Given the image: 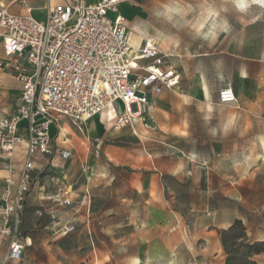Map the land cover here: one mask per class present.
I'll list each match as a JSON object with an SVG mask.
<instances>
[{
  "label": "rangeland",
  "instance_id": "rangeland-1",
  "mask_svg": "<svg viewBox=\"0 0 264 264\" xmlns=\"http://www.w3.org/2000/svg\"><path fill=\"white\" fill-rule=\"evenodd\" d=\"M36 1L5 0L43 20ZM169 2L127 0L120 11L136 44L152 37L172 52L178 87L132 126L93 121L79 131L58 122L56 142L72 157L36 176L21 225L31 245L18 264H256L264 245L252 236L264 234V0L245 13L216 0L232 31L211 46L155 15ZM224 88L235 102L220 103ZM19 96L15 71L0 68V116L17 115ZM6 162L0 152V189ZM69 196L76 214L56 206ZM235 220L246 237L222 238Z\"/></svg>",
  "mask_w": 264,
  "mask_h": 264
},
{
  "label": "built area",
  "instance_id": "built-area-1",
  "mask_svg": "<svg viewBox=\"0 0 264 264\" xmlns=\"http://www.w3.org/2000/svg\"><path fill=\"white\" fill-rule=\"evenodd\" d=\"M126 2L60 0L38 20L30 9L15 14L0 0V68L13 69L20 84L17 115L0 117V151L9 158L0 191V264L19 262L28 245L21 225L36 172L54 157L62 162L72 157L71 148L57 147L53 127L67 119L82 131L108 110L113 113L107 122L111 127L132 126L159 96L179 85L180 74L169 65L172 52L162 50L152 37L139 46L130 42L120 13ZM219 101L235 102L233 91L221 89ZM89 144L80 141L85 149ZM91 144L98 155L99 139L93 137ZM21 145L24 158L15 168L10 157ZM89 198L86 190L87 204ZM59 202L72 205L68 197Z\"/></svg>",
  "mask_w": 264,
  "mask_h": 264
},
{
  "label": "clouds",
  "instance_id": "clouds-1",
  "mask_svg": "<svg viewBox=\"0 0 264 264\" xmlns=\"http://www.w3.org/2000/svg\"><path fill=\"white\" fill-rule=\"evenodd\" d=\"M257 0H230L236 13L245 11ZM157 17L169 22L173 27L185 30V34L193 41L214 45L220 36L230 34L232 25L226 15L227 9L217 7L216 0H170L163 4ZM179 43L178 40H173Z\"/></svg>",
  "mask_w": 264,
  "mask_h": 264
},
{
  "label": "crops",
  "instance_id": "crops-1",
  "mask_svg": "<svg viewBox=\"0 0 264 264\" xmlns=\"http://www.w3.org/2000/svg\"><path fill=\"white\" fill-rule=\"evenodd\" d=\"M3 1V4L5 5V6H8L9 7V10L12 12V13H15V14H21V15H23V14H27V13H19V12H17V11H15V10H13L9 5H6V2H5V0H2ZM85 4H93V3H96V2H98L99 0H82ZM36 3H37V5L39 6V5H41V4H44L42 7H40V8H38L39 10L38 11H40V12H43L44 13V16H46V14H47V8H48V6H53V5H55V4H58V3H60V0H45V1H40V0H37L36 1ZM121 8V7H120ZM28 9H30V14L34 17V18H36V19H38V20H40L38 17H36V16H34L32 13H31V8H28ZM27 9V10H28ZM120 13H121V15L123 16V13L120 11ZM124 17V16H123ZM45 18V17H44ZM129 37V36H128ZM129 39H130V37H129ZM142 41L143 40H141L138 44H136L133 40H131L130 39V42L134 45V46H139L141 43H142ZM3 57V54H2V51H1V47H0V58H2ZM17 81V80H16ZM20 85V84H19ZM19 98H20V96H19ZM18 104H19V102H18ZM18 107V106H17ZM4 116H13V115H4ZM112 116H113V113H112V111L111 110H109L108 112H105L104 114H102V115H100V117H97V118H94L93 120H91V121H89V122H93V121H99V122H105V121H107V120H109L110 118H112ZM0 117H2V116H0ZM103 119V120H102ZM23 126H24V122L23 123H21V127H20V133H21V135H25V132L23 131ZM55 132H57V130H56V127H53L52 128V135H54L55 137H56V135H55ZM57 139H59V138H56V140ZM56 145H57V147L58 148H60V147H66V146H59L58 145V143L56 142ZM88 150V149H87ZM1 152V151H0ZM2 153V152H1ZM24 153H25V150H24V146H17L16 148H15V151L13 152V154L11 155V157H10V162L12 163V159L13 158H15V157H18V156H21L22 157V160L21 161H19L18 163L19 164H17V166H14L15 168H19L20 166H21V162L23 161V158H24ZM3 154V153H2ZM4 156H6V160H7V162L9 161V158H8V156L6 155V154H3ZM6 162V163H7ZM60 162H62V161H60L57 157H54L53 159H52V161H51V163H45V162H43V164H45V166L47 165V164H49V165H51V166H53V167H58L59 166V163ZM44 169H45V167H44ZM43 172V171H42ZM42 172H36V176H38L40 173H42ZM8 176V172H7V175H6V177ZM36 178V177H35ZM34 184V183H33ZM3 185V184H2ZM2 188V187H1ZM32 188H33V185H32ZM0 191H1V189H0ZM31 192H32V189H31ZM31 192H30V194H29V196H28V199H27V202H26V206H25V210H24V212L27 210V208H28V205H29V203H30V195H31ZM71 201H72V204H74V202H73V200L71 199V196H69L68 197ZM83 205H85L84 203L81 205V206H83ZM56 206H59V207H62V208H70V207H67V206H65V205H63L62 204V202H58L57 204H56ZM86 208V207H85ZM72 211H74V213L76 214L77 212H78V209H76V208H70ZM252 236L254 237V240L255 241H260V242H264V234H262V233H260L259 231H252ZM29 245H31V243L29 244ZM28 245V246H29ZM2 253V252H1ZM254 261L256 262V264H264V252L263 253H260V254H258V255H255L254 256ZM11 264H18V262H13V263H11Z\"/></svg>",
  "mask_w": 264,
  "mask_h": 264
},
{
  "label": "trees",
  "instance_id": "trees-1",
  "mask_svg": "<svg viewBox=\"0 0 264 264\" xmlns=\"http://www.w3.org/2000/svg\"><path fill=\"white\" fill-rule=\"evenodd\" d=\"M239 233V234H237ZM239 235V238L246 237V230L243 227L241 221L235 220L234 223L227 229L222 232V238H235ZM264 252V245L260 244V249H258L255 253L260 254Z\"/></svg>",
  "mask_w": 264,
  "mask_h": 264
},
{
  "label": "bare ground",
  "instance_id": "bare-ground-1",
  "mask_svg": "<svg viewBox=\"0 0 264 264\" xmlns=\"http://www.w3.org/2000/svg\"><path fill=\"white\" fill-rule=\"evenodd\" d=\"M161 34V33H160ZM138 44V43H137ZM109 111V110H108ZM108 111H105V112H108ZM112 111V110H111ZM105 112H103L102 114H104ZM141 116V115H140ZM27 244L29 245L30 244V242H29V240L27 241Z\"/></svg>",
  "mask_w": 264,
  "mask_h": 264
}]
</instances>
